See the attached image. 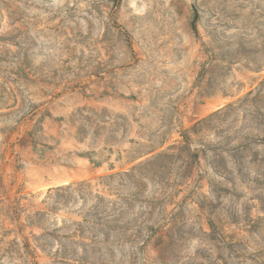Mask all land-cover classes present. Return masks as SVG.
I'll list each match as a JSON object with an SVG mask.
<instances>
[{
  "label": "rangeland",
  "instance_id": "obj_1",
  "mask_svg": "<svg viewBox=\"0 0 264 264\" xmlns=\"http://www.w3.org/2000/svg\"><path fill=\"white\" fill-rule=\"evenodd\" d=\"M0 264H264V0H0Z\"/></svg>",
  "mask_w": 264,
  "mask_h": 264
}]
</instances>
